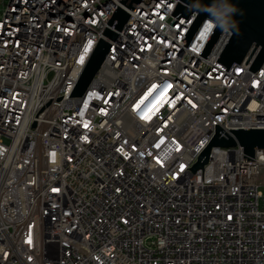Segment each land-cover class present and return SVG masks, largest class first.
Listing matches in <instances>:
<instances>
[{"label":"built area","instance_id":"2783aa9c","mask_svg":"<svg viewBox=\"0 0 264 264\" xmlns=\"http://www.w3.org/2000/svg\"><path fill=\"white\" fill-rule=\"evenodd\" d=\"M177 1L119 31L114 0H0V264H264V149L188 169L215 124L264 128V63L215 64L231 32L200 55L205 20L186 47Z\"/></svg>","mask_w":264,"mask_h":264},{"label":"water","instance_id":"95a60500","mask_svg":"<svg viewBox=\"0 0 264 264\" xmlns=\"http://www.w3.org/2000/svg\"><path fill=\"white\" fill-rule=\"evenodd\" d=\"M118 5L107 23L119 31L129 19L134 7L144 0H114ZM235 7L236 11L231 15L235 28L231 29L228 41L215 64L226 69L234 63H241L247 58V62L253 59L249 70L258 71L264 63V0H178L171 14L176 18L191 17L193 12L197 16L182 39L188 47L194 38L202 22L215 19L205 9L213 5L218 12H223L224 3ZM199 5V7H197ZM223 32L220 29L214 30L203 47L200 55L207 57L218 43ZM105 35L116 39L117 32L107 29ZM110 44L100 39L86 65L73 91L74 96H81L92 82L94 76L100 69ZM239 144L244 149V160H254L256 149H264V128H226L222 124H215V134L207 146L199 154L197 161L188 169L193 173L208 162L212 147H233Z\"/></svg>","mask_w":264,"mask_h":264},{"label":"clouds","instance_id":"9594fccd","mask_svg":"<svg viewBox=\"0 0 264 264\" xmlns=\"http://www.w3.org/2000/svg\"><path fill=\"white\" fill-rule=\"evenodd\" d=\"M199 7V5H197ZM205 11L212 14L215 19H206L203 23V30L207 29V33L211 35L214 30L220 29L222 32L227 33L235 28V23L231 20V15L236 11L235 7L224 3L223 12H218L215 6L205 9Z\"/></svg>","mask_w":264,"mask_h":264},{"label":"snow or ice","instance_id":"6c2138e0","mask_svg":"<svg viewBox=\"0 0 264 264\" xmlns=\"http://www.w3.org/2000/svg\"><path fill=\"white\" fill-rule=\"evenodd\" d=\"M207 34V29L204 30V32L201 34L202 36ZM155 87V86H154Z\"/></svg>","mask_w":264,"mask_h":264}]
</instances>
